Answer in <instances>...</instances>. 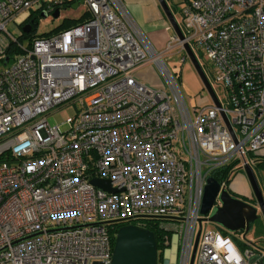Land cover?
Listing matches in <instances>:
<instances>
[{
    "label": "built area",
    "instance_id": "obj_1",
    "mask_svg": "<svg viewBox=\"0 0 264 264\" xmlns=\"http://www.w3.org/2000/svg\"><path fill=\"white\" fill-rule=\"evenodd\" d=\"M77 1L80 21L24 44L7 24L63 0H0V264L109 262L110 222L145 217L173 231L161 264H191L206 178L253 166L264 147V0H181L183 37L161 50L123 0ZM185 44L210 59L218 103L190 106L163 60ZM148 60L162 86L135 76ZM68 104L65 126L51 123ZM233 233L201 223L197 264H264L257 241Z\"/></svg>",
    "mask_w": 264,
    "mask_h": 264
},
{
    "label": "rangeland",
    "instance_id": "obj_2",
    "mask_svg": "<svg viewBox=\"0 0 264 264\" xmlns=\"http://www.w3.org/2000/svg\"><path fill=\"white\" fill-rule=\"evenodd\" d=\"M48 2H57L60 0H47ZM65 1L60 4V13L58 16H53L52 12H48L44 15L45 9L43 8L41 11L24 9L16 16V22H9L7 27L9 30L15 35L19 36L20 31L22 30L20 26V22L24 20L29 14H34L36 16V23L34 25V32L36 35L48 34L55 32L66 19L69 18H77L80 16L84 10L85 6L83 4H79L77 7H73L72 5H65ZM126 4L127 8V0H123ZM131 2H135L138 4L140 10L142 11L141 21L142 24L134 15L137 20L138 25L145 32L148 38L155 39L160 38V36H165L166 34H172L174 29L172 28L169 20L167 19L161 5L158 0H130ZM169 7L172 9V12L180 24V9L183 6L181 0H166ZM130 10V9H129ZM35 11V12H34ZM131 11V10H130ZM160 13V16L158 17ZM133 14V13H132ZM162 14V15H161ZM169 25V29L166 30V25ZM150 39V40H151ZM22 43L28 44L29 38L23 37L21 38ZM186 51L176 45H172L166 51L163 52L162 58L169 67V69L175 74L177 77L181 90L185 96L186 101L190 106H193L199 102H204L208 100L209 94L207 89L203 86L202 80L196 72L191 60L188 56L183 58ZM199 61L201 62L203 69L209 79L212 80V64L210 59H208L204 54L202 56H198ZM0 66H2V62L0 61ZM145 75L147 78H145ZM135 76L146 83L153 86H162L163 78L161 72L155 62L153 60H148L141 68L136 70ZM76 113L75 105L68 104L62 108H60L54 115L49 117L51 123L58 122L62 127L65 126L64 121L67 117L73 116ZM260 154H264V147L258 151ZM238 164H234V167H238ZM260 184V187L264 193V169H256L253 168ZM235 171L228 184V188L232 193H235L239 196H242L246 199H251L253 196L252 188L250 186L249 180L244 171L238 172ZM238 172V173H237ZM240 173V174H239ZM259 216L251 223L250 228L247 232L243 231H235L233 235L236 239H254L258 244L264 245V216L258 210ZM203 228L208 224V226H212L214 223L203 219L201 221ZM245 234V235H244ZM178 237V236H177ZM177 245L180 247V241L176 240ZM172 250V244L165 250L164 255L169 256V253ZM163 259H161L162 261ZM194 264H197L196 257L194 258Z\"/></svg>",
    "mask_w": 264,
    "mask_h": 264
},
{
    "label": "water",
    "instance_id": "obj_3",
    "mask_svg": "<svg viewBox=\"0 0 264 264\" xmlns=\"http://www.w3.org/2000/svg\"><path fill=\"white\" fill-rule=\"evenodd\" d=\"M158 1L174 31L180 37H183L181 27L166 0ZM78 3L79 1H76L72 6L76 7ZM59 13L60 9L56 7L52 15L58 16ZM45 14L46 12H44V15ZM22 30L26 32L31 30L30 20L22 25ZM185 49L191 63L202 80L203 86L207 89V92L213 97L215 102L218 103L210 81L195 54L188 44H185ZM5 59L7 60L8 57L6 56ZM243 171L251 185L253 195L257 202L256 205L234 196L227 189L225 184L221 183L213 175H209L206 178L200 209L201 216L198 219V229L195 234L191 254V264H193L198 239L201 233V221L203 219L209 220L228 231L235 232L241 230L245 233L250 228L251 223L259 216L258 210L264 216V194L253 166L249 163H245ZM91 182L109 191L117 190L116 187L111 186L107 178L95 177L91 178ZM257 245L261 251H264L263 244ZM165 260L166 258H164V261ZM92 264H158L157 238L154 231L134 223L121 225L117 229L114 237L111 260L109 262L95 260Z\"/></svg>",
    "mask_w": 264,
    "mask_h": 264
},
{
    "label": "trees",
    "instance_id": "obj_4",
    "mask_svg": "<svg viewBox=\"0 0 264 264\" xmlns=\"http://www.w3.org/2000/svg\"><path fill=\"white\" fill-rule=\"evenodd\" d=\"M77 0H66L65 5H73L74 2ZM56 5H59L58 3ZM37 11H41L40 9H37ZM84 15L78 16L77 18H69L66 19L58 28H64L68 27L71 24L76 23L77 21H80L83 18ZM29 20H31V31L27 33H22L20 35V39L23 37L32 36L34 34V25L36 23V16L34 14L30 15ZM28 20V21H29ZM21 26V25H20ZM22 28V26H21ZM254 157L253 162V168L256 169H264V154L252 153L251 154ZM236 160H231L228 163L223 164L222 166L216 168L212 171V175L219 180L220 182H223L225 186L228 188L229 181L231 179L232 174L237 171L241 170V167H234ZM230 191V190H229ZM163 220L159 217H145V218H138V219H120V220H113L110 222V226H113V230H117L121 225L126 223H141L143 226L151 229L154 231L155 236L157 238V249H158V264H161V259H163V253L165 248L170 246V239L173 235V231L170 229H164L162 226H160V221ZM167 239V241H166ZM112 242H114V236H112Z\"/></svg>",
    "mask_w": 264,
    "mask_h": 264
},
{
    "label": "crops",
    "instance_id": "obj_5",
    "mask_svg": "<svg viewBox=\"0 0 264 264\" xmlns=\"http://www.w3.org/2000/svg\"><path fill=\"white\" fill-rule=\"evenodd\" d=\"M127 5H128V10L130 11V13H131V15L134 17V15H135V17L143 24L144 22L143 21H141V16H142V11L140 10V8H139V6H138V4L137 3H135V2H131L130 0H127ZM133 13V14H132ZM162 15V14H161ZM160 16V13H159V15H158V17ZM134 17V19L136 20V18ZM136 22H137V20H136ZM169 23L166 25V30L167 29H169L170 27H169ZM169 35H170V33H168V34H166L165 36H160V38H155L154 40L153 39H151V38H149V39H151V42L154 44V46L157 48V49H159V50H161L163 47H164V45H165V43H166V40H167V38L169 37ZM143 65V64H142ZM142 65H140L139 67H138V70L141 68V66ZM137 70V69H136ZM145 78H147L145 75H143ZM148 79V78H147ZM240 172H242L243 171V169H241V170H239ZM238 171V172H239ZM237 172V173H238ZM240 174V173H239ZM251 186V185H250ZM263 192V191H262ZM264 194V193H263ZM252 195H253V193H252ZM245 238V237H244ZM249 240V239H248ZM251 240V239H250ZM251 241H255L254 239H252Z\"/></svg>",
    "mask_w": 264,
    "mask_h": 264
},
{
    "label": "flooded vegetation",
    "instance_id": "obj_6",
    "mask_svg": "<svg viewBox=\"0 0 264 264\" xmlns=\"http://www.w3.org/2000/svg\"><path fill=\"white\" fill-rule=\"evenodd\" d=\"M59 7H60V5H59ZM29 18L30 17H28V18H25L24 20H22L21 21V26L23 25V24H25L28 20H29ZM31 21V20H30ZM32 23V22H31ZM231 192V191H230ZM232 193V192H231ZM234 196H237V197H239V198H241V199H243L244 201H246V202H248V203H251V204H253V205H256V199H255V197H254V195L251 197V199H246V198H244V197H242V196H239V195H237V194H235V193H232Z\"/></svg>",
    "mask_w": 264,
    "mask_h": 264
}]
</instances>
